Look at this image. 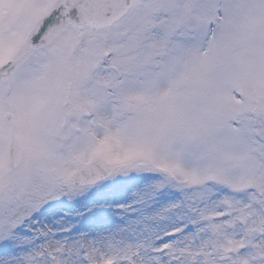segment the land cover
Wrapping results in <instances>:
<instances>
[{
	"label": "snow or ice",
	"instance_id": "1",
	"mask_svg": "<svg viewBox=\"0 0 264 264\" xmlns=\"http://www.w3.org/2000/svg\"><path fill=\"white\" fill-rule=\"evenodd\" d=\"M0 264H264V0H0Z\"/></svg>",
	"mask_w": 264,
	"mask_h": 264
}]
</instances>
